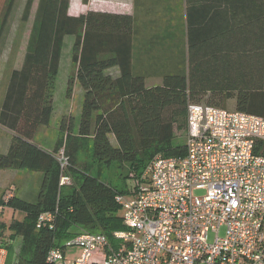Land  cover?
<instances>
[{
  "label": "trees",
  "instance_id": "trees-1",
  "mask_svg": "<svg viewBox=\"0 0 264 264\" xmlns=\"http://www.w3.org/2000/svg\"><path fill=\"white\" fill-rule=\"evenodd\" d=\"M15 1L0 0V41ZM33 1L26 0L21 21L28 19ZM68 7V0H37L23 63L11 71L0 108V126L12 134L8 151L0 153V170L43 175L34 203L0 194V211L23 215L0 224V235L9 230L22 239L19 256L5 264H49L48 251L74 237L72 227L102 234L116 245L113 234L125 228L115 197L125 194L126 184L118 188L105 182L104 170L126 164L135 177L157 155H184V145H174L173 139L175 126L186 131L189 104L225 109L232 101L234 111L264 118L263 18L230 27L225 53H217V43L203 59L191 51L186 72L166 74L161 85L147 87L132 70L134 18L94 11L73 17ZM66 36L74 39L75 70L67 96L77 82L82 88L79 120L75 125L72 116L63 117L60 136L46 152L33 140L52 116ZM114 67L120 73L116 78L106 73ZM258 147L264 154V141ZM60 151L67 161L64 168L57 158ZM82 155L90 160H80ZM62 178L67 179L63 184ZM47 212L54 216L53 227L37 229L38 216Z\"/></svg>",
  "mask_w": 264,
  "mask_h": 264
},
{
  "label": "built area",
  "instance_id": "built-area-1",
  "mask_svg": "<svg viewBox=\"0 0 264 264\" xmlns=\"http://www.w3.org/2000/svg\"><path fill=\"white\" fill-rule=\"evenodd\" d=\"M185 137L184 155L155 156L142 180L131 176L129 195L115 197L125 228L113 234L116 245L102 234L81 233L51 248L46 261L264 264V154L258 151L264 118L189 104ZM59 155L64 168L67 161L62 151ZM53 221V214L42 213L36 228H52ZM211 233L215 238L209 242ZM68 247L78 254L67 258ZM6 257L0 245V264Z\"/></svg>",
  "mask_w": 264,
  "mask_h": 264
},
{
  "label": "crops",
  "instance_id": "crops-1",
  "mask_svg": "<svg viewBox=\"0 0 264 264\" xmlns=\"http://www.w3.org/2000/svg\"><path fill=\"white\" fill-rule=\"evenodd\" d=\"M68 1L69 16L94 11L134 18L132 70L145 78L147 87L161 85L166 74L186 72L191 51L198 56L197 60L203 59L212 53L215 47L212 44L217 43V53H225L229 30L245 21L264 19V0H88L86 4L82 0ZM106 73L112 78L120 74L117 67ZM3 98L4 95L0 98V108ZM11 139V132L0 126L1 154L8 151ZM33 142L46 152H51L56 143L45 147L36 136ZM37 176L42 183L43 175ZM15 178L16 173L0 170V194L36 202L39 191L31 192L29 187L20 189ZM9 210L23 218L21 213Z\"/></svg>",
  "mask_w": 264,
  "mask_h": 264
},
{
  "label": "rangeland",
  "instance_id": "rangeland-1",
  "mask_svg": "<svg viewBox=\"0 0 264 264\" xmlns=\"http://www.w3.org/2000/svg\"><path fill=\"white\" fill-rule=\"evenodd\" d=\"M26 0H16L13 6V10L9 17L8 23L4 29L3 36L0 41V98L4 95V87L6 90V84L8 83V78L12 70L20 69L23 58L25 55L27 42L29 34L31 31L37 0H34L32 7L26 21H21V16L23 13L24 5ZM73 36H66L63 42L59 71L56 80V86L54 91V101H53V114L51 116L48 126L42 127L38 130L36 140L50 146L57 141L60 136L59 126L60 121L63 117L72 116L74 119L75 125L79 120L80 106L82 102V88L80 85L75 82L73 84L71 96H67V82L69 77L74 74V66L71 63V46L73 43ZM226 110L233 111V102L229 101L226 103ZM186 131L185 129L178 128V125L174 129V145H184L186 141ZM35 139V138H34ZM44 146V145H43ZM60 156V155H59ZM58 156V159L60 157ZM158 156V155H157ZM80 160L89 161V155H82L79 157ZM152 161V160H151ZM151 161L146 165L144 169H141L135 175V178L142 180L143 174L148 170ZM4 171H11L16 173V178L14 180L15 184L22 189L23 187H29L30 191L36 190L37 192L40 189L41 181L38 182V172L30 171L27 169L22 170H12L5 169ZM132 172L129 170V166L113 164L110 168L104 170L103 179L105 182L117 186L126 184V192L122 195H129L130 189L133 181L129 178L132 176ZM128 176V179H126ZM127 182H124L126 181ZM66 182V181H65ZM71 183V180L69 181ZM6 190V189H5ZM3 190V191H5ZM197 195L200 193H196ZM5 198V197H4ZM21 220V216L17 213H12L8 208L0 211V224L9 225L12 221ZM69 232L71 234H76L74 237L61 242L62 247L68 241L74 239L81 233H87L86 230L81 228L72 227ZM219 237H223L224 229L220 228ZM215 238V234L211 233L208 236V241L212 242ZM0 245L7 250L6 259L15 260L22 248V239L18 236L12 235L9 230H5L0 235ZM67 258H72L78 254V248L68 247L65 250Z\"/></svg>",
  "mask_w": 264,
  "mask_h": 264
}]
</instances>
